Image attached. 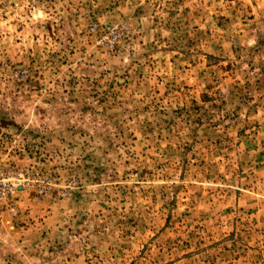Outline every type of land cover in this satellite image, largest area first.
I'll list each match as a JSON object with an SVG mask.
<instances>
[{
    "label": "rangeland",
    "instance_id": "obj_1",
    "mask_svg": "<svg viewBox=\"0 0 264 264\" xmlns=\"http://www.w3.org/2000/svg\"><path fill=\"white\" fill-rule=\"evenodd\" d=\"M0 264H264V0H0Z\"/></svg>",
    "mask_w": 264,
    "mask_h": 264
}]
</instances>
